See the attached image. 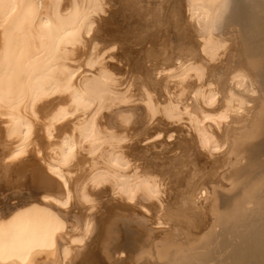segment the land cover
<instances>
[{"label":"bare ground","instance_id":"6f19581e","mask_svg":"<svg viewBox=\"0 0 264 264\" xmlns=\"http://www.w3.org/2000/svg\"><path fill=\"white\" fill-rule=\"evenodd\" d=\"M114 1L0 0V130L11 149L1 157L31 144L48 151L6 166L37 164L42 190L0 215V264H64L70 244L87 258L92 219L72 234L80 230L64 217L78 219L77 202L98 199L99 236L111 227L108 215L124 218L117 244L102 249L110 264L145 253L142 264H264V0H170L165 17L180 54L161 70L150 63L154 75L123 42L120 54H108L122 36L112 27L124 16ZM145 3L134 6L141 18ZM79 57L87 69L74 65ZM151 127L157 133L145 136ZM35 132L43 134L27 141ZM180 150L192 153L180 161ZM153 152L175 159L159 164L162 172L166 164L183 175L194 163L171 199L152 166L134 164Z\"/></svg>","mask_w":264,"mask_h":264},{"label":"rangeland","instance_id":"374dc122","mask_svg":"<svg viewBox=\"0 0 264 264\" xmlns=\"http://www.w3.org/2000/svg\"><path fill=\"white\" fill-rule=\"evenodd\" d=\"M144 0H134V1H132V0H115L114 2H115V4H114V7H116V8H118V10H119V13L120 14H124V16H120V17H118V21H117V25H114V26H112L113 28H118L117 29V32L119 31L120 32V35H122V36H120V40L118 39V42L117 41H115V45H112L113 47H114V49L111 47V49H110V47H109V53L108 54H111V52H112V54L114 53V54H120L119 52H120V50L121 49H123L124 51H125V49H127L130 53H131V57H132V61H134V60H136V61H138L139 59V63H141L142 62V66L140 65V64H137L138 65V67L141 69V67H142V69H146L147 68V70H149V72H151V75H154V74H156V73H152V71L153 72H155L154 70H156V69H153L154 67L156 68V66H154L156 63V65H158L157 67L159 68V70H161L160 68L162 67H169L170 66V64L171 63H169V61L174 57H176V53H177V55L178 54H180V51H179V53L178 52H176L177 50H180V48H181V46H179V45H181L180 43H181V40H180V43H179V39H180V37H179V34L178 33H176V30L174 31V30H172L174 27V23H173V20L171 21V19L170 18H167V17H165L166 16V14L167 13H165V12H167V6L168 5H171V2L173 1H170L169 0V3H162V5L161 6H164V12H163V8L161 9L160 7V5L159 6H157L158 4H157V2H155V1H157V0H150V2L152 3V5H151V3L149 2V0H148V3H145L144 5H145V10L144 9H141L142 10V12L143 13H145L146 11V15L144 14V15H142V18H141V16H140V14L139 15H137L138 13V9H134L135 7L134 6H136L137 7V5H138V3H141V2H143ZM168 2V1H167ZM182 2V1H181ZM184 2V1H183ZM155 3H156V5H155ZM173 3V2H172ZM149 4V5H148ZM130 5V6H129ZM140 5V4H139ZM142 5H143V3H142ZM182 5V3L180 4V6ZM183 5H185L186 6V4H185V2L183 3ZM104 6L106 7L107 5H106V3L104 4ZM148 6H152V7H148ZM155 6V7H154ZM185 6H183V8H182V6H181V9H180V7H179V9H180V11L178 10V14H181V15H183L184 16V14H182V13H184V11H185ZM148 7V8H147ZM160 8V9H158V8ZM139 8V7H138ZM166 8V9H165ZM106 9H108V6L106 7ZM144 10V11H143ZM181 10H183V11H181ZM133 11H135V13L134 14H132V16H130V17H127V16H129V14L131 13V12H133ZM152 11V12H151ZM156 11V12H155ZM151 12V13H150ZM154 12V13H153ZM163 12V13H162ZM180 12H182V13H180ZM154 14V15H153ZM156 14V15H155ZM95 15H97V16H95ZM94 16L95 17H97L98 18V16H99V12H97L96 14H95ZM153 15V16H152ZM181 15H180V17H181ZM185 15H186V12H185ZM137 16V17H136ZM140 18H139V17ZM144 16V17H143ZM146 16V17H145ZM148 16V17H147ZM182 16V17H183ZM132 17V18H131ZM158 17H160L159 19H158ZM171 17V16H170ZM129 18V19H128ZM137 18H139V19H137ZM149 20H148V19ZM152 18V19H151ZM154 18H156V19H154ZM166 20H165V19ZM185 18H186V16H185ZM185 18H183V19H185ZM145 19V20H144ZM162 19V20H161ZM165 21H164V20ZM126 20H128V21H126ZM156 20V21H155ZM159 20V21H158ZM152 21V22H151ZM164 23L165 22V24H163L162 22ZM167 21V22H166ZM139 22V23H138ZM156 22V23H155ZM171 22V23H170ZM144 23V24H143ZM158 24V25H157ZM161 24V25H160ZM171 24V25H170ZM95 25H97V23L95 24ZM134 25V26H133ZM141 25V26H140ZM137 26V27H136ZM143 26V27H142ZM151 26V27H150ZM129 27V28H128ZM171 27H173L172 29H171ZM187 27V26H186ZM154 28V29H153ZM161 28V29H160ZM188 28V27H187ZM129 29V30H128ZM138 29H140V30H138ZM168 29V30H167ZM124 30H125V32L127 33V35H126V33H124ZM127 30H128V32H127ZM131 30V31H130ZM133 30H135L136 31V33L135 32H132ZM138 30V31H137ZM144 30V31H143ZM145 30H147V31H145ZM122 32L124 33V34H122ZM146 34H145V33ZM135 33V34H134ZM140 35H139V34ZM169 33V34H168ZM174 33V34H173ZM131 34V35H130ZM119 35V34H118ZM133 35V36H132ZM143 35V36H142ZM165 35V36H164ZM168 35V36H167ZM174 35V36H173ZM177 35V36H176ZM163 36H164V38H163ZM176 36V37H175ZM193 36L191 35V34H189V38L187 39V41L188 42H186V43H190V42H192L193 41V38H192ZM167 39L169 42H167V40H165L164 41V39ZM169 38V39H168ZM176 39V40H175ZM177 39H178V43H179V45L176 43V41H177ZM192 41H191V40ZM115 40V39H114ZM112 41H113V39H112ZM162 41H163V45H161L162 44ZM110 42V41H109ZM120 42H123L122 43V45H120ZM155 42V43H154ZM165 42H167V45H166V43ZM172 44H171V43ZM194 43V42H193ZM168 44H169V46H170V48L169 47H162V46H168ZM130 45V46H129ZM161 45V47H162V49L163 50H165V48L168 50V52H170L171 50V55L168 53V52H165V51H162L161 50V48L159 49V46ZM176 45H178L179 46V48L177 49V47L178 46H176ZM117 46H119V48L117 47ZM121 46H122V48H121ZM128 46V47H127ZM138 46V47H137ZM173 46V48H171ZM176 46V47H175ZM121 48V49H120ZM175 48V49H174ZM173 49H174V51H173ZM183 49H185V48H183ZM123 50H122V52H123ZM153 50H158L157 52H160L159 53V55H158V53L156 52V51H152ZM161 50V51H160ZM150 52V53H148V52ZM128 52V53H129ZM147 52V53H146ZM155 52V53H154ZM161 52L162 53H167V54H164V56L166 55V57H162L163 55L161 54ZM154 53V54H153ZM175 55H174V54ZM75 55V54H74ZM144 55V56H143ZM168 55H169V57H168ZM139 56V57H138ZM146 56H147V58H146ZM152 56V57H151ZM154 56H156L155 57V60H154ZM159 56H161V60H162V58H163V60L161 61L160 60V58H159ZM172 56V57H171ZM136 57V58H135ZM145 57V58H144ZM157 57L159 58V59H157ZM167 57H168V59H167ZM150 58H153V59H151V60H154V61H149L150 60ZM167 60H166V59ZM170 58V59H169ZM144 60V61H142V60ZM157 59V60H156ZM166 61H165V60ZM81 60V61H80ZM82 60H84V58H77L76 59V62H75V64L74 65H80L81 67H82V69H81V67H80V71L81 70H85V69H87V67L84 65V63H83V61ZM146 60V61H145ZM79 61V62H78ZM156 61V63H154ZM162 63V64H160V62ZM143 62L146 64V66H148V67H145V65L143 64ZM146 62H148L149 64H147ZM150 63L152 64H154V65H150ZM165 65H164V64ZM169 63V64H168ZM84 66V67H83ZM151 66V67H150ZM154 66V67H153ZM153 67V68H152ZM130 68V67H129ZM132 68H135V66L133 65V63H132V66H131V69ZM134 70V69H133ZM136 70V69H135ZM163 72H165V71H162L161 72V74L163 73ZM131 74H133V73H130L129 74V77H130V75ZM136 73H134V75H135ZM169 73H167V71H166V73H164V75L165 76H160V74L158 75L159 76V78H161V79H159L158 78V76L157 75H155V76H157L156 78H158L159 80H162V79H164V77H166V75H168ZM133 75V76H134ZM163 75V74H162ZM132 75H131V78L133 77ZM169 76V75H168ZM135 77H138V76H134L133 78H132V80H136V78ZM163 77V78H162ZM122 78H123V80L126 78L125 77V75H123L122 76ZM157 79V80H158ZM172 81H177L176 79L174 80L173 78H172ZM171 79H169V80H167V83L168 82H170V84H171ZM136 83V84H135ZM134 84L136 85V87H137V84H138V82H134ZM169 84V83H168ZM138 88V87H137ZM158 127H151V128H148L147 129V131H145V133H144V135L145 136H149V135H154V134H156L157 133V131H158ZM171 129V126H165L164 127V134H165V132L167 131H169ZM3 132L0 130V215L2 216V215H4V214H6V212L7 211H9V208L12 206V205H14V204H16V203H19V202H22V201H27V200H29V198H30V196L32 195V193L34 194L36 191H38V190H42V189H40V188H38V187H41L40 186V184L38 185V182H37V179H38V175H37V170H38V166H37V164H35L34 165V167H33V165H32V167L33 168H37V169H33V168H31V167H29V169H23V170H20L19 171V169L18 168H14V169H12L13 171L11 172V167H8L9 169V171L7 170V165H10V162H11V164H14L13 163V160H14V162H16L15 161V159H17L19 156L21 157V156H24V155H32L34 152L36 153V151H37V148H36V151H35V147L33 148V145L31 144V151H30V147H27L26 149H27V151L28 152H24V154H22V153H19V155H18V153L17 154H15V156L13 157V158H11V156H9V157H7V158H5V159H3L1 156H3L4 154H9L10 152H11V149L10 148H8V147H4V143H2V139H3V137H2V134ZM58 133V132H57ZM2 134V135H1ZM43 134V132H37V134H36V132H35V134L34 133H32L31 134V136L30 137H28V139H27V141H31L33 138H34V135L36 136V135H39V136H41ZM2 140V141H1ZM225 147H223L222 148V150L224 149ZM34 150V151H33ZM30 151V152H29ZM47 152V153H46ZM46 152H45V149L43 148V150H41L38 154L36 153V155H35V153H34V155L33 156H38V157H42V156H44L45 154V156L47 157L48 156V151L46 150ZM32 153V154H31ZM159 152H153V153H151V154H149L148 155V157L147 158H145V157H143L141 154L140 155H137V156H135L134 158H133V160L135 161V165L136 166H140V167H142V168H145L146 170H148L149 168H150V166H152L151 168H152V170H153V172H155V174L157 175V177H160V176H162L163 178H164V180L162 181V183H163V185H164V187H163V192H165L166 193V200H168L175 192H176V189L178 188V187H181V185H183V184H185L186 183V180L187 179H185V176H187V174H188V172H189V167L191 168L192 166H194V163L193 164H189L188 166H186L187 164L185 163V165H183V167H184V171H183V175H181L182 174V172H179V169L182 171V168H180V166L178 167V168H173V167H171L170 165H166L165 164V166L162 168L163 169V171L164 172H162V170L160 169V167H159V164H161V163H166L168 160H174L175 161V159L174 158H172V156H168V155H171V154H167V153H162V154H158ZM174 153V152H173ZM192 153V151L190 150V151H184V150H180V151H178V152H176V153H174V154H177L176 155V157H178L179 159H180V161H182V160H184L185 159V157L186 156H189L190 154ZM186 155V156H182V155ZM41 155V156H40ZM37 157V158H38ZM13 159V160H11V159ZM177 158V159H178ZM7 159V161H4V160H6ZM10 161V162H9ZM193 161V160H192ZM6 162H8V163H6ZM218 165H222V162H220V163H218ZM36 166V167H35ZM201 167H202V163L200 164V166H199V169H201ZM227 167V166H226ZM225 167V168H226ZM229 167V166H228ZM228 167H227V169H228ZM234 167V166H233ZM233 167H229V169H232ZM13 168V167H12ZM22 168V167H21ZM72 168V167H71ZM75 167H73L72 169H74ZM76 169V168H75ZM26 170V171H25ZM32 170V171H31ZM187 170V171H186ZM10 172L9 174H6V172ZM34 171V172H33ZM39 171L40 170H38V174H41V172L39 173ZM185 171H186V173H185ZM206 172V170H202L201 171V173L202 172ZM7 172V173H8ZM34 175H33V174ZM36 173V174H35ZM78 173H79V171H78ZM200 174V173H199ZM37 175V176H36ZM36 176V177H35ZM35 177V178H34ZM15 178V179H14ZM34 179V180H33ZM17 180V181H16ZM31 180V181H30ZM36 181V182H35ZM34 182V183H33ZM26 185V186H25ZM34 186V187H33ZM36 186H38V187H36ZM36 187V188H35ZM35 188V189H34ZM31 193V194H30ZM62 195V194H61ZM23 196V197H22ZM171 199V198H170ZM15 200V201H14ZM73 202V201H72ZM84 202V203H83ZM82 202V200H80L79 202H77V204H76V208L74 209V211L75 212H78L77 214H78V219H79V221H78V219H73V218H71V217H69L68 216V218L67 217H64L65 218V220L66 221H74L76 224H77V226H78V229L80 230V231H76V232H72V234L74 233H78V232H82L83 233V231L84 230H82L81 231V227H82V220L84 219V216H85V218L86 217H88L89 219H92V221H91V224H90V226H89V232H88V239H87V244L88 245H90V246H87L89 249H90V252H88V256H87V258H85L84 256H85V252H87L86 251V248H83V250H82V252H83V254L84 255H82V257H81V255L80 254H77L78 252V250L76 249V247L78 248V247H80L81 245H79V244H70V246H69V250L70 251H68V255H67V258L65 259V262H64V264H110V262L109 261H107L106 259V256H104V253L105 252H103L104 250H102V249H105L103 246H106V244H109V246L110 247H113V246H115L116 244H117V242L115 241V237H117L116 235V233L117 232H114V230H116V231H118L119 230V228H121L120 230H121V232H123L124 230H123V226H122V223L124 222V218L123 217H121V216H118V217H115L114 215L112 216V215H108L109 216V218L107 217L106 219L107 220H105L106 222V225L108 226L109 224L111 225V227L109 228V229H107L106 231L107 232H109V233H107L106 231H105V229H103V231L100 233V236H99V199L98 200H96V203H95V201L94 202H86V201H83ZM92 203V204H91ZM90 204V205H89ZM93 205V206H92ZM94 207V208H93ZM79 208H80V210H79ZM91 208V209H90ZM79 210V211H78ZM80 212V213H79ZM80 214V215H79ZM88 215V216H87ZM80 216V217H79ZM97 216V217H96ZM114 218V219H113ZM93 219H94V221H93ZM96 222H98V224L96 225ZM69 223V222H68ZM67 223V224H68ZM79 224V225H78ZM69 225V226H68ZM67 225V227H68V229H71L72 227L70 226V224H68ZM122 226V227H121ZM91 228V229H90ZM130 230V229H129ZM130 231H132V230H130ZM118 233H120V232H118ZM124 233V232H123ZM116 234V235H115ZM182 235H184V233L182 234ZM96 237V238H95ZM93 240V241H92ZM104 241H105V243H104ZM107 241V242H106ZM105 244V245H104ZM107 247V246H106ZM87 248V249H88ZM76 254H77V256H76ZM78 255H80L79 257H78ZM86 255H87V253H86ZM142 255H144V254H142ZM141 255V256H142ZM138 256H140V255H138ZM140 256V258H138L137 256H135V257H137V258H133L132 259V261H131V263L129 262V264H142L144 261H142V260H145V262H146V260L148 259L147 257H145L146 256V253H145V256H142L141 257ZM81 257V258H80ZM57 258H59V256H57ZM56 258V259H57ZM84 258V259H83ZM106 258V259H105ZM146 258V259H145ZM55 259V260H56ZM60 259V258H59ZM58 259V260H59ZM58 260H56V261H58ZM134 260H136L135 262H134ZM56 261H54V263L55 264H58V263H60V261L61 260H59L57 263H56ZM77 261V262H76ZM80 261V262H79ZM138 261H140V262H138ZM142 261V262H141ZM132 262H134V263H132ZM137 262V263H136ZM144 262V263H145ZM54 263H52V264H54Z\"/></svg>","mask_w":264,"mask_h":264}]
</instances>
